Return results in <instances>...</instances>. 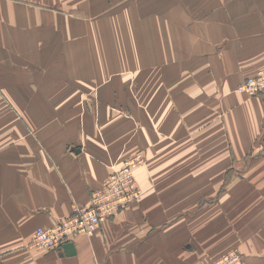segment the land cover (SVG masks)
Segmentation results:
<instances>
[{
  "label": "crops",
  "instance_id": "1",
  "mask_svg": "<svg viewBox=\"0 0 264 264\" xmlns=\"http://www.w3.org/2000/svg\"><path fill=\"white\" fill-rule=\"evenodd\" d=\"M155 1L131 7L146 54L118 75L122 60L85 49L93 29L76 32L74 0H0V89L22 116L0 123V264H203L234 247L264 264V93L239 88L264 67V0ZM81 86L90 110L56 106ZM137 151L139 200L71 255L31 245ZM235 164L248 167L227 173ZM239 204L254 214L223 247L219 211Z\"/></svg>",
  "mask_w": 264,
  "mask_h": 264
},
{
  "label": "rangeland",
  "instance_id": "2",
  "mask_svg": "<svg viewBox=\"0 0 264 264\" xmlns=\"http://www.w3.org/2000/svg\"><path fill=\"white\" fill-rule=\"evenodd\" d=\"M149 2L151 3V5L155 7L156 5H158L156 1L155 3H153V0H74V3H71L72 7L75 9L76 32H77V28L84 27L85 22L88 23V25L93 29L92 35H91L90 46L88 45V47L85 48V49H88L90 56L93 57V55H96L97 57L104 58L107 60H115V59L122 60L123 62L122 70L118 71L119 67L107 69V75H110L111 71L115 72V70L118 71L117 73L118 75H130L129 66L132 64V62H134L135 60L141 58L144 54H146V50H145L146 36H143V38L140 39L139 37H134V35L136 34L132 35L133 27L131 26L130 12H131V7L133 8L136 7L135 10H137V12L140 11L141 9H142L141 11H145L146 6L148 8H152L148 4ZM84 10H86L87 12ZM121 15H122V19H121ZM78 16L86 17V20L84 21L83 18L78 17ZM89 37H90V34H89ZM171 37H172V41L174 42L178 40V36H171ZM82 38H83L82 35H76V40L80 41L81 49H83L82 44H81ZM154 59L162 60V52L160 50L154 53ZM88 89L89 88L82 87V86L80 88H77L75 94L73 95L75 97L74 100L55 101L56 106L58 105V107H61V108L65 107L68 109H72L75 112L79 110H83V109L90 110L91 107L89 104V95H88L89 90ZM91 92H94V91L91 90ZM3 96H4V93L2 89H0V123L9 122L11 119H19V118L21 119L22 116L19 115L18 109L14 105V104L18 105L19 101H14V102L11 101L10 103L9 100L4 99ZM127 106L128 105L121 106V107H118V109L125 110L124 108H126ZM3 108L11 109L13 111L12 112L13 115L11 116L3 115L1 111ZM138 154H140L143 157L144 162L142 164L137 165L134 168V176L136 179V175H135L136 169L144 166L148 161V157L143 151H137L133 155L119 158L118 160L119 164H118V161H116L112 165L111 167L112 170L108 173L102 185L92 191L91 199L89 203L77 205L76 207H74V210L72 211L70 215L59 220L54 225L38 226L34 231L31 245L34 248L39 249L41 251H45V252L57 251L60 248H63L64 245L68 242V240H66L67 238L66 236H60L61 242L64 240L66 241H64L61 244V247L57 250L56 249L47 250V249H41L37 247L35 245V242L39 243V241L38 239L36 240V236L42 234L43 232H48L47 229H53L57 227L59 224L62 223L64 219L74 215L76 208L80 206H90L93 203L94 192L97 189H100L101 187H103L106 179L110 175H112L116 170L121 169L124 166L126 160L131 159ZM258 154L259 153H256L254 155L258 156ZM246 167H248V165L246 164H235V166H232L227 170V173L237 174L238 172L240 173L242 170L246 169ZM237 183H238V180H237ZM242 183H243V180H240V184L239 183L236 184V188H241ZM135 202L136 200L134 202L127 204L124 207H121L115 213H112L110 211H105L103 207H100V211L98 213H100L101 222L98 225V227L92 232L79 231L75 234V236L93 234L95 231H97L100 228V226L106 220H110L111 218L118 216L122 211L130 207ZM214 203H216V201ZM219 206H220V209H222L225 205H223L222 203V205H219ZM238 206H239L238 211H235V212L231 211L228 214H227V211H224V212H222L221 210L219 211L220 212L219 226L216 228V231L220 235V238H222L221 243L223 242V244L221 246L223 247L228 242L232 241L235 245H237L238 242L241 241L244 224L246 223V220H248V217L253 216L254 214V213H248L246 211H241V209L243 208V205L241 206L239 204ZM91 207L95 209V205H92ZM73 239L69 241H73ZM232 251L240 255L241 262L237 264H242L244 261L245 253L243 252L241 247H234V248L228 249L226 250V252L216 257H212V256L205 257L203 259L204 261L203 264H224L223 258Z\"/></svg>",
  "mask_w": 264,
  "mask_h": 264
},
{
  "label": "built area",
  "instance_id": "3",
  "mask_svg": "<svg viewBox=\"0 0 264 264\" xmlns=\"http://www.w3.org/2000/svg\"><path fill=\"white\" fill-rule=\"evenodd\" d=\"M239 88L252 95L264 93V67L259 69L254 75L246 78ZM144 162L143 157L138 154L125 161L121 169L116 170L110 175L103 187L94 192L93 203L90 206H80L76 208L75 214L67 217L53 229H47L36 236L39 243L35 245L41 249H59L66 240H71L79 231H94L101 222L100 207L105 211L115 213L121 207L139 200L143 195V190L139 187L134 176V168ZM95 205V209L91 206ZM60 236H66V240L60 241ZM35 240V241H36ZM224 264L240 263V255L234 251L227 254L224 258Z\"/></svg>",
  "mask_w": 264,
  "mask_h": 264
},
{
  "label": "water",
  "instance_id": "4",
  "mask_svg": "<svg viewBox=\"0 0 264 264\" xmlns=\"http://www.w3.org/2000/svg\"><path fill=\"white\" fill-rule=\"evenodd\" d=\"M75 245V243L73 241H68L65 245H64V249H65V252L68 254V255H71L72 253L70 252H73L72 250V247ZM64 254V253H62Z\"/></svg>",
  "mask_w": 264,
  "mask_h": 264
}]
</instances>
